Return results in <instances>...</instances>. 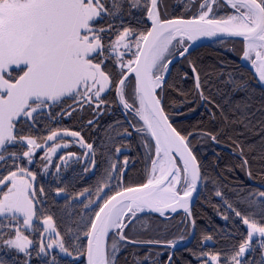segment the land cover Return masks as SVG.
Returning a JSON list of instances; mask_svg holds the SVG:
<instances>
[{"label": "snow or ice", "instance_id": "6c2138e0", "mask_svg": "<svg viewBox=\"0 0 264 264\" xmlns=\"http://www.w3.org/2000/svg\"><path fill=\"white\" fill-rule=\"evenodd\" d=\"M0 264H264V0H0Z\"/></svg>", "mask_w": 264, "mask_h": 264}, {"label": "trees", "instance_id": "16d2710c", "mask_svg": "<svg viewBox=\"0 0 264 264\" xmlns=\"http://www.w3.org/2000/svg\"><path fill=\"white\" fill-rule=\"evenodd\" d=\"M199 51L209 61H211L212 59H214V58H216L217 56H220V55H224L227 58H231V54L225 53L223 51V49L220 48L219 45H215V44H212V43L205 44V45L201 46V48L199 49ZM192 119L194 121L195 120V117H193ZM216 151L221 152V154L225 158H227V156H228V150L226 148L217 147L216 148ZM206 152L208 154L209 160H213L212 148L211 147H207L206 148ZM197 210L198 211H202L204 214H206V216H213V213H212L211 209L205 208V209L201 210V209L197 208ZM213 218H214V222L216 224L222 226L223 222L219 219V217H213ZM201 223L202 224H206L207 223V220L206 219L205 220H202Z\"/></svg>", "mask_w": 264, "mask_h": 264}, {"label": "water", "instance_id": "95a60500", "mask_svg": "<svg viewBox=\"0 0 264 264\" xmlns=\"http://www.w3.org/2000/svg\"><path fill=\"white\" fill-rule=\"evenodd\" d=\"M209 43H210V42L205 41L203 45H205V44H209Z\"/></svg>", "mask_w": 264, "mask_h": 264}, {"label": "flooded vegetation", "instance_id": "af4514ba", "mask_svg": "<svg viewBox=\"0 0 264 264\" xmlns=\"http://www.w3.org/2000/svg\"><path fill=\"white\" fill-rule=\"evenodd\" d=\"M203 46V45H202Z\"/></svg>", "mask_w": 264, "mask_h": 264}]
</instances>
